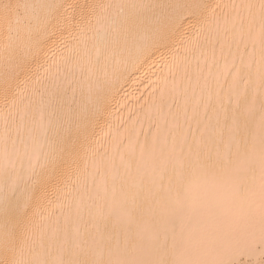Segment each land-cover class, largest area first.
<instances>
[{
	"label": "snow or ice",
	"instance_id": "obj_1",
	"mask_svg": "<svg viewBox=\"0 0 264 264\" xmlns=\"http://www.w3.org/2000/svg\"><path fill=\"white\" fill-rule=\"evenodd\" d=\"M53 25L128 56L86 88L33 87V102L32 64ZM0 27V214L16 226L0 231V264H264V0H0ZM162 50L183 87L172 73L130 128L94 140L117 86ZM52 186L66 202L38 225ZM37 228L47 244L25 259Z\"/></svg>",
	"mask_w": 264,
	"mask_h": 264
},
{
	"label": "bare ground",
	"instance_id": "obj_2",
	"mask_svg": "<svg viewBox=\"0 0 264 264\" xmlns=\"http://www.w3.org/2000/svg\"><path fill=\"white\" fill-rule=\"evenodd\" d=\"M31 2L42 3L44 0H31ZM62 2L68 4L72 3L73 0H62ZM89 2L118 4L130 2V0H89ZM144 2L155 3L161 2V0H144ZM241 2L242 0H212L213 4L221 5ZM252 2L258 3V0H252ZM222 11L228 12L229 9L225 8ZM218 13H221V10H218ZM37 14L43 16V11L38 9ZM221 23L223 24V15H221ZM206 36L207 34L196 37L193 34V39L200 44H205ZM93 37L94 33L92 31L81 33L79 29L75 28L62 30L55 25L49 27L43 44V51L38 60L32 64V85H30L27 95L32 98L33 102L39 98L38 96H31L33 87L38 91H44L52 87L58 78L60 81L71 82L73 85L83 83L86 88L89 82H94L97 78L103 79L105 71L111 74L116 58L128 56L127 50L111 46L105 48L99 45ZM7 38L8 33L3 27H0V45L5 43ZM219 39H231V34L221 33ZM13 41L17 44H26V32L22 30L18 35L14 34ZM217 48H219V45H217ZM189 55L195 56L198 53H190ZM162 56L167 58V62L161 59ZM120 67L123 68V64ZM174 72L177 74V82H180L182 69H177L171 60L168 50H162L151 59L131 69L112 93L102 117L94 128L93 139L108 143L107 134L115 135L130 128L132 125L129 118L143 115L147 106L152 102L153 89L162 87L165 78H168L170 86L171 74ZM37 77H39V81H37ZM180 83L181 87H183V83ZM68 96L69 99L65 102V107L71 106L75 108L76 104L71 100V90H69ZM156 96L158 98V91ZM78 100L79 92L77 93ZM101 151H103V148H101ZM193 194L197 197H203L206 194L227 195V193L216 190H210L205 193L200 188H197ZM65 202V192L58 190L54 186L49 187L46 198L37 201V207L41 215L36 218V223L38 225L46 223L49 218L54 220L56 216L60 215V205ZM35 210L36 208L33 209V211ZM188 227L193 230L195 228V220ZM4 230L16 231L15 222L10 214H0V231ZM42 242L46 245L47 238L41 241L40 229L37 228L33 241L24 251V258L32 259L36 253L40 252ZM15 244L18 246V239L15 240ZM4 255L6 254L0 252V258Z\"/></svg>",
	"mask_w": 264,
	"mask_h": 264
}]
</instances>
